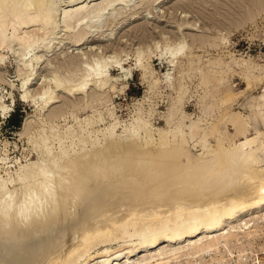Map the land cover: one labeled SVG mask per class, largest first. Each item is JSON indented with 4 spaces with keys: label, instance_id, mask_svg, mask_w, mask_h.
I'll use <instances>...</instances> for the list:
<instances>
[{
    "label": "rangeland",
    "instance_id": "1",
    "mask_svg": "<svg viewBox=\"0 0 264 264\" xmlns=\"http://www.w3.org/2000/svg\"><path fill=\"white\" fill-rule=\"evenodd\" d=\"M121 1L45 0L51 8L48 24L18 32L19 37L29 36L27 46L14 40L9 48L0 47V187L24 193L27 174L51 170L65 156L74 159L82 150L91 153L107 141L124 145L129 136H151L153 141L166 137L169 144L175 136L182 137L188 143L184 142V166L207 158L218 138L222 146L230 147L253 136L248 104L264 94V0ZM76 6L83 11L71 26H82L68 31L65 13ZM100 8H105L102 16H93ZM9 23L7 37L14 25ZM78 29L84 36L76 43L72 33ZM183 41L188 44L186 53L171 55L169 50ZM97 63L106 67L104 79L91 76ZM56 80L62 89L89 85L83 94L77 90L71 94L69 88L57 89ZM48 97L54 102L45 106ZM10 116L14 123L21 120L18 128ZM127 171L142 180L141 170ZM70 203L57 202L51 213ZM121 212L120 208L112 214ZM263 214L246 221L257 224L249 246L262 255ZM32 240H3L16 255L9 264H32L26 254ZM119 245L99 243L98 252L114 251ZM123 257L118 264L141 260Z\"/></svg>",
    "mask_w": 264,
    "mask_h": 264
},
{
    "label": "bare ground",
    "instance_id": "2",
    "mask_svg": "<svg viewBox=\"0 0 264 264\" xmlns=\"http://www.w3.org/2000/svg\"><path fill=\"white\" fill-rule=\"evenodd\" d=\"M50 9L45 0H0V47L9 48L14 40L27 46L29 36L22 33L19 37L18 32L47 25ZM104 9L92 15L99 17ZM82 11V6H76L65 13L68 31L82 26H71ZM8 21L14 24L9 37L4 35ZM78 31L72 33L76 43L84 36ZM136 61H140L139 54ZM105 69L97 63L91 76H102ZM57 81L55 87L62 89ZM87 84L77 92L83 94ZM22 94L27 99V93ZM48 98L45 106L54 102ZM248 109L253 136H242L230 147L222 146L218 138L207 158L187 166L183 165L187 142L182 137L175 136L169 144L166 137L153 141L151 136H129L124 145L106 138L107 145L93 147L91 153L82 150L74 159L63 156L53 164L55 171L39 168L27 174L24 193L19 189L17 195L0 187V264L16 260L12 245L3 240H32L34 234L37 237L26 249L32 264H118L122 256L128 260L140 257L137 264H169L180 256L217 251L220 244L252 245L257 224L246 221L264 212V94L255 96ZM129 168L141 170L142 180L135 179ZM195 182L197 190L192 187ZM64 200L75 202L51 213ZM120 208L121 215L112 214ZM260 217L264 220V214ZM99 243H118L120 247L98 252Z\"/></svg>",
    "mask_w": 264,
    "mask_h": 264
},
{
    "label": "built area",
    "instance_id": "3",
    "mask_svg": "<svg viewBox=\"0 0 264 264\" xmlns=\"http://www.w3.org/2000/svg\"><path fill=\"white\" fill-rule=\"evenodd\" d=\"M234 244V243H233ZM253 246L220 244L217 251L188 254L172 259L169 264H263L264 255ZM191 255V256H190Z\"/></svg>",
    "mask_w": 264,
    "mask_h": 264
},
{
    "label": "clouds",
    "instance_id": "4",
    "mask_svg": "<svg viewBox=\"0 0 264 264\" xmlns=\"http://www.w3.org/2000/svg\"><path fill=\"white\" fill-rule=\"evenodd\" d=\"M188 44L186 41L178 43L173 49H170V54L173 56H181L186 53Z\"/></svg>",
    "mask_w": 264,
    "mask_h": 264
},
{
    "label": "trees",
    "instance_id": "5",
    "mask_svg": "<svg viewBox=\"0 0 264 264\" xmlns=\"http://www.w3.org/2000/svg\"><path fill=\"white\" fill-rule=\"evenodd\" d=\"M12 116H10L9 118H11ZM20 119H21V116H20ZM10 123L13 124V117L10 119ZM21 124V120H18L17 122H15L12 126L18 128Z\"/></svg>",
    "mask_w": 264,
    "mask_h": 264
}]
</instances>
